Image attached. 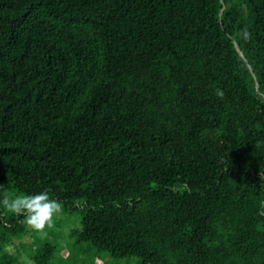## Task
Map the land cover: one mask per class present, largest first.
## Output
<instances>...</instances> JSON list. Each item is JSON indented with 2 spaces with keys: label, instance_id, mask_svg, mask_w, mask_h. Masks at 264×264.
Segmentation results:
<instances>
[{
  "label": "trees",
  "instance_id": "trees-1",
  "mask_svg": "<svg viewBox=\"0 0 264 264\" xmlns=\"http://www.w3.org/2000/svg\"><path fill=\"white\" fill-rule=\"evenodd\" d=\"M45 190L116 259L264 264V0H0V199Z\"/></svg>",
  "mask_w": 264,
  "mask_h": 264
},
{
  "label": "rangeland",
  "instance_id": "rangeland-1",
  "mask_svg": "<svg viewBox=\"0 0 264 264\" xmlns=\"http://www.w3.org/2000/svg\"><path fill=\"white\" fill-rule=\"evenodd\" d=\"M81 214L82 212L76 209L70 213L57 214L54 216V225L45 228L46 235L26 224L27 233L22 237L12 235L10 242L0 250V258L6 252L22 264H37L35 255L44 243L52 242L57 244V249L49 264H140V258L137 256L116 259L89 241L78 242L70 232L81 225Z\"/></svg>",
  "mask_w": 264,
  "mask_h": 264
},
{
  "label": "clouds",
  "instance_id": "clouds-1",
  "mask_svg": "<svg viewBox=\"0 0 264 264\" xmlns=\"http://www.w3.org/2000/svg\"><path fill=\"white\" fill-rule=\"evenodd\" d=\"M218 98L223 99L224 91L220 88L215 90ZM0 206L6 212L24 217V222L33 230L46 235V227H52L55 223L54 216L62 212L61 202L51 199L48 192L42 191L37 194L17 195L10 197L5 194L0 199ZM264 215V211L259 213Z\"/></svg>",
  "mask_w": 264,
  "mask_h": 264
},
{
  "label": "water",
  "instance_id": "water-1",
  "mask_svg": "<svg viewBox=\"0 0 264 264\" xmlns=\"http://www.w3.org/2000/svg\"><path fill=\"white\" fill-rule=\"evenodd\" d=\"M236 46H237V49L239 50V52L242 54V50L237 43H236Z\"/></svg>",
  "mask_w": 264,
  "mask_h": 264
}]
</instances>
